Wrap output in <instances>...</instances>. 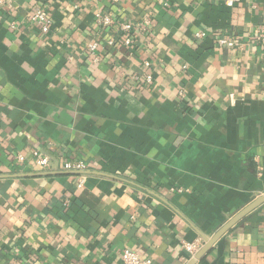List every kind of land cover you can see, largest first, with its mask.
I'll return each instance as SVG.
<instances>
[{"label":"crops","instance_id":"0c3cea01","mask_svg":"<svg viewBox=\"0 0 264 264\" xmlns=\"http://www.w3.org/2000/svg\"><path fill=\"white\" fill-rule=\"evenodd\" d=\"M0 16V264H190L264 195V0H15ZM222 241L197 264H264V203Z\"/></svg>","mask_w":264,"mask_h":264},{"label":"built area","instance_id":"2783aa9c","mask_svg":"<svg viewBox=\"0 0 264 264\" xmlns=\"http://www.w3.org/2000/svg\"><path fill=\"white\" fill-rule=\"evenodd\" d=\"M14 1L15 0H0V13L5 8L10 7ZM114 1H120V0H114ZM237 1L238 0H228V4L230 6H233ZM98 18L99 21L104 25H110L112 23V19L110 17H102L99 15ZM33 19L42 26L43 31L45 32L49 31L51 22L49 20L47 12L44 9L36 8L35 13L33 15ZM124 29L130 31L132 29V26L125 25ZM257 40L264 45V30H262L259 33ZM126 42L130 44L132 42V38L131 37L127 38ZM219 42L221 45H225V46H234L236 43V41H231L228 39H220ZM91 49L94 51L96 49V45H92ZM146 65H149V63H147ZM151 78H152L151 75H149L148 80L150 81ZM35 156L38 157L37 165L39 167L44 168L50 165L49 157L41 156L39 151L35 152ZM20 160L24 161V157L20 156ZM64 168L66 170H78V171H85L87 169L83 161H77V162L67 161L64 164ZM186 248L188 251L195 254L199 250V245L196 242L188 243L186 244ZM121 258L123 264H154L152 259L143 258L140 256V254L137 251L131 249H125L122 252Z\"/></svg>","mask_w":264,"mask_h":264},{"label":"water","instance_id":"95a60500","mask_svg":"<svg viewBox=\"0 0 264 264\" xmlns=\"http://www.w3.org/2000/svg\"><path fill=\"white\" fill-rule=\"evenodd\" d=\"M264 203V195L257 198L240 213L234 216L229 222H227L212 238L207 239V243L204 247L196 254L190 264H197L201 261L211 250L218 244L220 249H222L224 235L229 232L237 223L244 219L249 213L260 207Z\"/></svg>","mask_w":264,"mask_h":264}]
</instances>
